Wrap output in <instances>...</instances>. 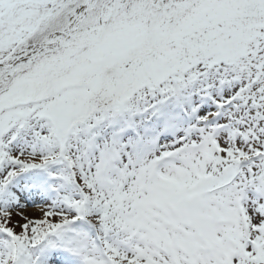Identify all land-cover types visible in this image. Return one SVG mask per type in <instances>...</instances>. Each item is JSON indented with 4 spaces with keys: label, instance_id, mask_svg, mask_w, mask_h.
I'll return each mask as SVG.
<instances>
[{
    "label": "snow or ice",
    "instance_id": "obj_1",
    "mask_svg": "<svg viewBox=\"0 0 264 264\" xmlns=\"http://www.w3.org/2000/svg\"><path fill=\"white\" fill-rule=\"evenodd\" d=\"M0 264H264V0H0Z\"/></svg>",
    "mask_w": 264,
    "mask_h": 264
}]
</instances>
